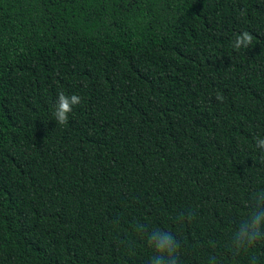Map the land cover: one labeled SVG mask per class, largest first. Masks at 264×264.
Segmentation results:
<instances>
[{
  "label": "trees",
  "instance_id": "16d2710c",
  "mask_svg": "<svg viewBox=\"0 0 264 264\" xmlns=\"http://www.w3.org/2000/svg\"><path fill=\"white\" fill-rule=\"evenodd\" d=\"M258 139L264 0H0V264H264Z\"/></svg>",
  "mask_w": 264,
  "mask_h": 264
},
{
  "label": "clouds",
  "instance_id": "9594fccd",
  "mask_svg": "<svg viewBox=\"0 0 264 264\" xmlns=\"http://www.w3.org/2000/svg\"><path fill=\"white\" fill-rule=\"evenodd\" d=\"M251 42L252 36L248 32H244L241 36L237 37L235 47L239 48L241 44L247 46V44H250ZM79 103L80 97L78 95L73 94L69 97L61 92L58 96V103L55 106V120L61 125L66 124L68 121V113L72 111V105ZM257 144L264 148V139H258ZM262 220H264V210L253 214L251 225L242 227L238 231V238L236 240L237 247L242 246V242L245 241V239L248 243H251L256 236L259 235V228ZM249 227L253 230L252 232L248 231ZM149 243L156 248L158 253H160L159 256L153 258L152 264H165L164 253L167 252L169 257H171V253L175 250L173 238L168 233H164L162 238L155 235L151 236ZM168 264H175V259L171 258Z\"/></svg>",
  "mask_w": 264,
  "mask_h": 264
}]
</instances>
